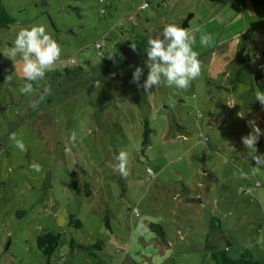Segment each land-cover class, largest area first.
Wrapping results in <instances>:
<instances>
[{
  "label": "rangeland",
  "instance_id": "1",
  "mask_svg": "<svg viewBox=\"0 0 264 264\" xmlns=\"http://www.w3.org/2000/svg\"><path fill=\"white\" fill-rule=\"evenodd\" d=\"M2 1L16 24L0 33V51L20 27L42 24L61 55L21 94L19 57L0 54V264H214L212 252L224 242L228 258L244 250L264 258V169L247 157L240 138L251 128L231 96L241 89L232 69L247 57L248 41L253 50L264 46V23L251 18L247 35L219 53L208 23L201 29L208 11L188 0L201 74L186 89L162 82L146 93L131 83L136 66L146 77V58L108 75L96 68L94 45L152 37L165 23L182 27L186 0H174V9H157L161 0ZM254 102L247 116L264 112ZM145 120L150 133L142 145ZM120 151L128 153L126 175L112 167ZM70 215L80 228L69 225ZM149 224L160 225L165 239ZM43 230L59 235L49 262L35 243Z\"/></svg>",
  "mask_w": 264,
  "mask_h": 264
},
{
  "label": "clouds",
  "instance_id": "2",
  "mask_svg": "<svg viewBox=\"0 0 264 264\" xmlns=\"http://www.w3.org/2000/svg\"><path fill=\"white\" fill-rule=\"evenodd\" d=\"M201 42H206V37L201 36ZM195 37L189 34L185 27L177 23H165L159 33L147 40L146 60L144 67L147 69L146 77L141 80L144 69L136 66L131 75V83L142 87L148 93L162 82L169 87L186 89L189 84L201 74V64L198 53L193 49ZM135 48V45H132ZM10 58L19 57L23 86L19 88L21 94L33 91V82L43 79L47 68L61 55V46L50 35L44 25L31 24L22 26L15 33L14 39L7 50L0 51ZM11 76L5 77L10 80ZM45 92L48 89H44ZM254 99L264 105V91L255 87ZM35 102H33V106ZM241 114L240 116H243ZM251 131L241 136V143L247 149V157L254 162V167L264 169V153L257 154L255 144L264 135V129L257 126L256 121L250 120ZM10 139L16 140L15 134H10ZM75 139V133L70 136ZM16 146L21 151L24 144L16 141ZM116 163L112 165L121 175L127 174L128 153L120 151L114 156ZM30 167L40 171V165L32 163Z\"/></svg>",
  "mask_w": 264,
  "mask_h": 264
},
{
  "label": "crops",
  "instance_id": "3",
  "mask_svg": "<svg viewBox=\"0 0 264 264\" xmlns=\"http://www.w3.org/2000/svg\"><path fill=\"white\" fill-rule=\"evenodd\" d=\"M200 2H202V4H199L202 6V11L203 8L204 12L208 11V20L200 21V24L203 23V25H201V29L206 28L205 25L208 23V28H210L208 32L212 33V38L214 40H218L214 46L219 48V53L227 51L230 48V45L232 44L231 40H233L235 36L241 38L242 34L247 35V24L251 18H258L260 23H264V0H200ZM168 4H172V9H174V6L176 5L174 0H161L157 9H159L160 6H168ZM184 5L188 6L184 7H186V10H189V13L192 14L194 7L192 2H188V0H186ZM229 7H232L231 10H229ZM192 19H194L193 14L189 21ZM188 25L189 24L187 23V27ZM210 40L212 39L210 38ZM246 40H249V38H246ZM243 49L247 50V57L245 56L242 58L240 62L241 65L236 62V68L232 69L233 75H235L237 78V82L240 84L241 89L239 93L236 92L231 96L234 98L235 95L234 100L238 99L239 106H243L245 108L246 113L242 108V111L241 109L240 111L238 110L239 116L237 117L243 122L246 120L249 122L250 120L254 119L257 123V126L264 129L263 111H261L260 114L259 112L256 114L255 111L253 114L249 115L251 118L247 116V109L253 110V108L256 107L254 102L256 101L254 99L255 87L259 90L264 89V46L259 50H253L252 45L250 46V42L248 41ZM211 50L212 49L208 50V52ZM216 50L218 51V49ZM211 52L213 53V51ZM222 74L224 76H228L225 72ZM245 78L246 80L248 79L247 85L243 83ZM248 94H252V99L249 98L246 100V96H248ZM243 113L244 115L240 116ZM259 140H262L264 147V135H262ZM252 165L254 166L253 161ZM186 200L187 204L195 202L188 198ZM179 208H181V206H179Z\"/></svg>",
  "mask_w": 264,
  "mask_h": 264
},
{
  "label": "trees",
  "instance_id": "4",
  "mask_svg": "<svg viewBox=\"0 0 264 264\" xmlns=\"http://www.w3.org/2000/svg\"><path fill=\"white\" fill-rule=\"evenodd\" d=\"M106 9L101 11V14L104 15ZM192 14H187L185 20L183 21L182 27H187L188 21L191 19ZM16 24L15 18L12 16L11 12L8 10L6 4L0 0V33L4 30H11V28ZM156 36V35H154ZM152 36V37H154ZM150 37H146L141 34H130L128 38L123 40H118L113 43L111 46H107L106 49L100 50V45L95 44L94 48L99 51L98 62L96 68L99 70H105L108 75L114 74L116 72L122 71L132 64L143 60L146 58L147 50V40ZM135 45V48L132 45ZM98 45V47L96 46ZM99 49V50H98ZM144 130L142 132V145L148 143V137L150 129L148 127V122H144ZM257 154L264 153V147L262 140H258L256 143ZM85 189L87 185L84 184ZM87 194V191H86ZM74 225L75 228H80L81 223L78 219H75L72 215L69 216V225ZM148 227L153 231L157 237L161 240L165 239V232L160 225L149 224ZM59 242V235L43 230L36 237V248L39 253L47 259L49 262L50 257L55 252ZM74 243L71 241L70 246H73ZM216 248V246H214ZM223 248H227V244L224 242L221 245L217 246V249L212 252L214 259V264H264V258L254 261L252 256L247 250H244L243 253L239 254L235 259L228 258L223 251Z\"/></svg>",
  "mask_w": 264,
  "mask_h": 264
},
{
  "label": "built area",
  "instance_id": "5",
  "mask_svg": "<svg viewBox=\"0 0 264 264\" xmlns=\"http://www.w3.org/2000/svg\"><path fill=\"white\" fill-rule=\"evenodd\" d=\"M147 6H148L147 2H144L143 5L140 6V10L145 9ZM96 46L98 47V45H96ZM204 140H206V138H204ZM146 173L150 174V175L152 174L151 170H149L148 168H146ZM132 214L136 217L139 216V213L136 209L132 210Z\"/></svg>",
  "mask_w": 264,
  "mask_h": 264
}]
</instances>
